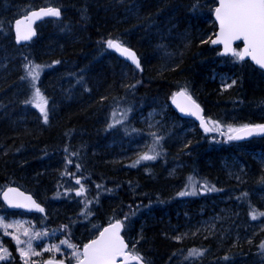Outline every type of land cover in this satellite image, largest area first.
Instances as JSON below:
<instances>
[{
    "label": "trees",
    "instance_id": "1",
    "mask_svg": "<svg viewBox=\"0 0 264 264\" xmlns=\"http://www.w3.org/2000/svg\"><path fill=\"white\" fill-rule=\"evenodd\" d=\"M47 4L60 6L62 18L41 23L31 44L16 45L14 18ZM216 4L217 0H0V210L19 213L8 210L1 200L7 186L18 185L48 209L45 216L25 215L66 229L78 236L81 245L111 221L122 220L127 234V226L136 220L140 232L136 252L150 264H170L169 259L178 255L181 264L185 260L186 264H264L260 247L264 216L259 215L264 203L255 191L264 192V168L255 158V153L264 152V139L241 143L214 131L203 132L169 105L171 95L184 88L221 123L223 106L230 100L242 106L238 112L254 104L260 113L253 112L247 122H264L263 71L249 62L233 61L220 70L234 72L236 84L224 93L212 85L215 57L209 47L216 29ZM114 38L137 52L141 70L107 47ZM30 64L42 66L36 87L48 101L47 123L37 107L25 103L34 92L26 72ZM151 99H161L154 107L168 108L169 120L162 115L163 126L156 134L146 126L147 119L137 121L136 111L151 107ZM113 109L118 119L109 122ZM171 121L183 125L175 127ZM191 126L195 132L188 130ZM145 153L156 159L133 167ZM234 160L244 173L237 182L239 193L231 200L242 212L233 218L249 223L240 227L238 240L197 235L170 240L173 225L193 227L195 219L210 214V200L231 188L226 168ZM176 163L187 167L189 175L183 186L170 192L171 180L162 173ZM81 185L84 193L78 196ZM194 190L196 195H179ZM158 192L161 197L155 198ZM169 194L174 195L172 202ZM45 198L56 199L53 207L59 220L51 217L53 207ZM66 216L95 225L94 231L79 229L65 221ZM3 241L12 260L0 264H23L17 246ZM193 249L202 254L190 256ZM52 256L44 252L28 263L39 264ZM64 258L75 260L71 254Z\"/></svg>",
    "mask_w": 264,
    "mask_h": 264
},
{
    "label": "snow or ice",
    "instance_id": "2",
    "mask_svg": "<svg viewBox=\"0 0 264 264\" xmlns=\"http://www.w3.org/2000/svg\"><path fill=\"white\" fill-rule=\"evenodd\" d=\"M61 11L59 8L46 7L40 8L38 11H32L29 15H26L25 20L16 21V40L27 41L35 35V31L32 29V24L36 20H40L43 17H60ZM215 17L219 22V32L215 39L211 40L213 44H222L224 51L222 55H232L239 61L245 60V58H250L256 65L261 69H264V0H219V6L215 8ZM21 25H24L22 30ZM243 41V49L237 51L233 48V42ZM107 47L115 49L121 55L126 56L130 59L136 67L139 68V61L136 58L134 52H132L127 47H124L118 40L109 39L107 42ZM41 65H27L26 72L27 76L31 77V84L34 89L32 94V99L25 101V103L32 104L37 107L43 116L44 122H48L47 113V99L41 93V90L36 87V81L39 80ZM26 77H22L25 79ZM235 83V81H233ZM231 87V85H229ZM179 97H183L187 104H178L181 112H186L190 115L196 116L200 122L201 127L204 128L206 132L209 131H219L220 126L217 122L208 120L205 121L204 117L200 114L201 109L198 104L192 100L191 96H188L186 92L181 91L176 94ZM175 102V100H174ZM119 122V121H118ZM209 124H213V127H209ZM109 127H112L110 125ZM228 140H242L246 137H251L253 135H264V124H244L240 127L228 126ZM150 152L154 149H149ZM156 155H149L147 153L141 155L137 161L132 165L139 164L140 161L144 160H154ZM79 167V166H77ZM191 179V178H190ZM80 184V181H76ZM99 187V186H98ZM210 191H215L216 189H209ZM84 188L81 185L80 191L76 194L83 195ZM195 191L180 192V196L193 195ZM23 198L24 201L29 203H23L19 198ZM4 200L7 201L9 206L14 208H23L31 206L37 211L43 212L44 209L40 207L30 196L25 197L23 193L17 192L15 189H9L4 193ZM260 216H264V212L259 213ZM257 214H252V219H256ZM16 226H20L19 222H16ZM13 227L12 224L3 223L0 219V228H2L7 234V229ZM123 227V223L117 220L115 223H111L109 227L105 228L99 236L90 241L88 244L83 246V251L81 252L76 248L75 245L68 243V241H61L62 244H67L68 247L73 248L72 253L76 264H118V257H123L124 259L120 264H130L131 261L140 262L141 257L138 254H133L132 251L128 250V245L125 243L123 237L120 235V231ZM24 235H28V231H24ZM36 233V236H39ZM13 239L16 240L17 245L21 244L22 241L19 237L14 236ZM264 249V244L260 246ZM28 251L20 249V254L22 257H26L29 252L32 255H40V253L35 252L32 249L31 238L27 241ZM56 248V246H53ZM59 251L58 248H56ZM5 253L7 250H3ZM46 251H52V248L46 249ZM198 250H191L189 255H200ZM5 255H0V260L5 259ZM25 264H28L27 260ZM46 264H54L53 260H48ZM55 264H63L62 261L55 262Z\"/></svg>",
    "mask_w": 264,
    "mask_h": 264
},
{
    "label": "rangeland",
    "instance_id": "3",
    "mask_svg": "<svg viewBox=\"0 0 264 264\" xmlns=\"http://www.w3.org/2000/svg\"><path fill=\"white\" fill-rule=\"evenodd\" d=\"M31 78V77H30ZM212 80L215 78L217 79V83L221 85V88L223 91L233 87L236 84L237 77H234L233 74L227 73V72H220V73H213L211 76ZM235 81V83H233ZM231 85V87H229ZM234 104V101L230 100L226 102V107ZM242 107V106H241ZM237 107V108H241ZM216 111V110H215ZM47 112H48V103H47ZM165 108L162 109H153L149 111L147 114H145L143 117V120L147 119L146 126L149 128L153 129L152 133L156 134L157 131H159L163 125H161L164 120L161 119L162 115L165 113ZM253 112H256L257 114L260 113L254 106V104L250 103L241 112H235L232 114L225 113L224 116V122L218 121L213 114H209L208 120L218 122L220 126L219 131H214L219 137L224 136L225 139H228V126L232 127H240L244 124H247V119L249 115H251ZM118 118H115L117 120ZM148 128V129H149ZM190 132H195L194 126L189 127ZM227 130V132L225 131ZM203 131V130H202ZM144 144V143H143ZM137 145H135L136 148ZM140 147V146H139ZM137 147L136 149H138ZM256 159L262 164L264 168V152H257L255 153ZM242 169H237V172L241 174ZM242 177L241 175H239ZM195 191V190H194ZM197 190L195 191V194H197ZM258 195L262 198L259 201L264 203V192L259 191ZM222 199V198H220ZM47 200V199H46ZM220 201V200H219ZM223 201H227L223 204L220 203L218 204L219 208L218 210H215L214 208H211L210 214L206 217H203L201 219H195L194 221V226L191 227L189 230L185 231L182 236H187L189 235L190 232H192L193 237L194 236H200L203 239L209 238L211 235H214L216 237H223V235L226 233L231 234V230L235 228L236 230L241 227L243 224L242 220H238L235 223L232 222L233 217H237L240 212H242L241 206H233V202H229L230 199H223ZM55 206V204L53 205ZM6 207V206H5ZM201 215L203 214L200 211ZM187 217H190V214H186ZM0 219H2L3 223L5 224H12L13 227L7 229V234H5L4 230L0 228V255H5L6 258H9V250L7 248L6 242L3 241L4 239L9 240L11 243L15 244L18 248V251L20 252V249H24L25 251H28L27 248V241L31 238V244H32V249L35 252L40 253V255L46 251V249L52 248V251H57L56 248L59 249L62 245L61 241H70L72 239H69V234L72 235L71 232L67 231L66 229L63 230H57L55 226L53 227H48L46 225L42 226L36 222L33 218L22 214L18 213L15 215H11L10 213H7L5 211L0 210ZM16 222H19L20 226H16ZM262 225V224H258ZM136 229V230H135ZM28 231V235H24V231ZM127 231L129 236L127 235L126 238L130 242V248L132 251L136 252V241H138L139 237V230L137 226L133 225H128L127 226ZM137 231L138 233H136ZM36 233H39V236H36ZM240 234V233H239ZM14 236L19 237V239L22 241L21 244L17 245L16 240L13 239ZM61 239V241H60ZM74 245V243H72ZM53 246H56V248H53ZM76 248L81 251V244L76 243ZM65 245L61 248V250L65 249ZM7 250L5 253L3 250ZM49 251V252H52ZM74 249L69 248V253L72 255ZM40 255H32L31 252L26 257L21 258L27 262L32 261V260H37V257ZM73 257V255H72ZM3 259V260H6ZM3 260H0L3 261Z\"/></svg>",
    "mask_w": 264,
    "mask_h": 264
},
{
    "label": "bare ground",
    "instance_id": "4",
    "mask_svg": "<svg viewBox=\"0 0 264 264\" xmlns=\"http://www.w3.org/2000/svg\"><path fill=\"white\" fill-rule=\"evenodd\" d=\"M50 5H54V4H49V5H40V6H36V7H32V8H30V9H28L26 12H23V13H20L18 16H16L15 18H14V21H16V19H18V18H20L21 16H23V15H25L26 13H28L29 11H31V10H33V9H37V8H40V7H42V6H50ZM54 6H57V7H59L60 9H61V17L60 18H47V19H45V20H43V21H41L40 23H38L37 25H40L41 23H43L44 21H46V20H49V19H53V20H59V19H61L62 18V15H63V11H62V8L60 7V6H58V5H54ZM14 21H13V34H14ZM216 31H217V29H215L214 30V35H216ZM15 42V41H14ZM210 46L211 47H209L211 50V54H212V57H215V59L214 60H212V70H211V72H212V74L213 73H220V72H223V71H221L220 70V68H223V67H225L227 64H230L231 62H233L234 60H235V57L234 56H232V55H222L221 53H223V51H224V48H223V45H218V46H215L213 43H211V40H210ZM237 51H240L241 50V48L240 47H234ZM110 50H112L111 48H110ZM113 51V50H112ZM114 52V51H113ZM119 57H120V55L117 53V52H115ZM138 55V54H137ZM110 56H107L105 59H107V58H109ZM138 57H139V59H140V67L139 68H137V67H135V68H137V69H139V70H141L142 69V66H141V62H142V60H141V57L138 55ZM121 58V57H120ZM123 59V58H122ZM124 60V59H123ZM230 73V72H229ZM230 74H233V76L235 77V74H234V72H232V73H230ZM211 80H212V78H211ZM212 81H215L214 83H215V85L214 84H212L213 86H216V88L218 89V91L220 92V93H224L223 92V89L221 88V85H219L218 83H216L217 82V79L215 78L214 80H212ZM231 88H229V89H227V90H225V91H228V90H230ZM161 99H151V100H149V105H151V107H149L148 109H144V108H141V109H138L137 111H136V113H137V115L140 117V118H138L137 119V121H142L143 120V116L145 115V114H147L149 111H151V110H153V109H159V108H157V107H154L155 105V103L156 102H159ZM197 101V100H196ZM198 103H199V101H197ZM169 105H170V107H172L171 106V102L169 103ZM238 107V105H234V104H232V105H230L229 107L227 106H223V109H224V113H223V115L225 116V113H228V114H232V113H235V112H238L239 110H240V108H237ZM163 108H165V116H164V118H166V120L168 121L169 120V116H168V114H166V112H167V106H163ZM173 111H175L173 108H171ZM176 113H177V111H175ZM217 112H220V110H217ZM116 113V110H112L111 112L109 111V113H108V116H107V118H109V122H111V121H113L114 120V118H115V114ZM178 114V116H180L179 115V113H177ZM170 122V121H169ZM172 123H175V127L176 126H181V125H183V123L182 122H176V121H171ZM171 126H174L173 124L171 125ZM253 139H264V136L263 137H253V138H250V139H247V140H244V141H242V143L244 142V143H246V142H250L251 140H253ZM138 147V146H137ZM136 147V148H137ZM256 158V157H255ZM230 161V160H229ZM230 164V163H229ZM163 169L164 168H162V171H163ZM237 161H231V165L228 167V168H226V171H227V177L229 178V180H228V182L232 185L231 186V188H225V190H224V192H226V193H224L223 194V196H219V195H217V196H215V198L214 199H212V200H210V202H209V204H208V207H210L209 208V211H211V208H214L215 210H218V208H219V206H218V204L220 205V202L221 203H225V202H227V201H223V199H227V198H229L230 199V201L229 202H231V200H232V198H234V197H236L237 195H238V191L239 190H237L238 189V183L237 182H240V181H242V177H240L239 175H241L239 172H237ZM240 169V168H239ZM190 170H192V169H190ZM188 171H189V169L187 168V167H183V164H181V163H176L175 165L173 164V165H169V166H167V169H166V171L164 172V173H162L165 177H166V179L168 178V179H170L171 180V185H172V187L171 188H169V190H170V192H173V191H175L176 189H179L181 186H183L184 184H185V182L187 181V179H188ZM241 173H244L243 171H241ZM193 177H194V174H193ZM154 178V177H153ZM156 178V177H155ZM154 178V179H155ZM236 188H235V187ZM256 191V193H259V191H258V189H256L255 190ZM161 197V193H155V198H160ZM174 195H172V194H169L168 195V198H169V200L172 202L173 200H174ZM220 198H222V199H220ZM46 199V198H45ZM220 200V201H219ZM46 202H47V204L50 206L49 208H52L53 207V205L54 204H57V201H56V199L54 200V199H52V198H47V200H46ZM4 204V203H3ZM5 205V204H4ZM6 206V208L8 209V210H10V211H14V212H19V213H22V214H25V211H23V210H15V209H11V208H9L7 205H5ZM47 208V207H46ZM47 210L48 209H46V213H47ZM49 212H50V215H51V217H53V219L54 220H56V219H58L57 217H56V215H57V211H56V208L55 207H53L52 209H49ZM188 213V212H187ZM210 213V212H209ZM37 214H40V213H37ZM189 214H190V212H189ZM188 218H190V217H188ZM60 219V218H59ZM58 219V220H59ZM79 219V217H72V216H66V218H64V220L65 221H68V222H70L71 224H75V226L77 225V226H79V229H81V230H83V231H94V228H95V225H91L90 223H88V222H85L84 220H78ZM232 220V222H236V219L235 218H232L231 219ZM243 221V220H242ZM38 224H40V225H42V226H44V225H46V226H48V227H53V226H55L54 224H52V223H49V222H46L45 221V219H44V221H43V223H40V220H37L36 221ZM46 222V223H45ZM135 222H136V220H132V222L130 223V225H133L134 226V224H135ZM45 223V224H44ZM194 224V223H193ZM247 224H249L246 220H244V222H243V224L241 225V227L243 228V226L244 227H246L247 226ZM104 226H106V225H104ZM104 226H102L100 229H102ZM191 227L190 226H184V225H178V224H176V225H173L172 226V228H171V230H170V233L168 234V238L170 239V240H175V241H178L179 239H184V238H186L187 236H182L181 234H183L185 231H187V230H189ZM239 233H240V228H238L237 230L235 229V228H233L232 230H231V234L230 233H228L227 231H226V233H225V235H223V237L222 238H225V239H230L231 240V238L233 239V241L235 240V241H237L236 240V238H237V235L239 236ZM99 235V231L90 239V240H92V239H94V238H96L97 236ZM122 235L124 236V238H125V240H126V242L128 243V247H130V242L128 241V239L126 238V236H127V234H126V229L125 230H123V232H122ZM188 237H193V234L192 233H189V235H188ZM209 238H216V236H214V235H211ZM69 239H72V240H70L68 243H70V244H72V243H74V245H76V243L78 242H80V240H79V238H78V236H74V235H70L69 234ZM90 240H88L87 242H89ZM86 242V243H87ZM223 242V244H225L226 243V240H224V241H222ZM86 243H84V245L86 244ZM141 244H142V242H141ZM218 244V243H217ZM66 246L65 247V249L64 250H61V248L63 247V246ZM64 245H62L61 247H59L60 248V251L59 252H57V251H52V254H53V256L52 257H49V258H47V259H45V260H43V261H40V263L39 264H44L47 260H49V259H54V260H56V261H62V262H64V263H66V264H76V260H74V261H69L68 259H66V258H64V257H66V255H69L70 253H69V248L70 247H68V245L67 244H64ZM84 245H81V252L83 251V246ZM72 249V248H71ZM216 249H218V248H216ZM9 250V249H8ZM10 250H9V254H10ZM69 253V254H68ZM61 254V256L60 257H57V256H59ZM136 254H138V253H136ZM146 263H148V264H150L142 255H140V254H138ZM150 256H151V258L153 259V260H156V257H154V255H153V253H150ZM171 256V255H170ZM68 257V256H67ZM10 255H9V258H6V260H8V261H10V260H12V259H10ZM151 259V260H152ZM162 260V259H161ZM181 259L179 258V255L176 257V258H174V259H169V261L168 262H170V264H181L182 262L180 261ZM186 261V260H185ZM183 262V264H186V262ZM23 264H25V261H24V263ZM28 264H31V263H28Z\"/></svg>",
    "mask_w": 264,
    "mask_h": 264
},
{
    "label": "water",
    "instance_id": "5",
    "mask_svg": "<svg viewBox=\"0 0 264 264\" xmlns=\"http://www.w3.org/2000/svg\"><path fill=\"white\" fill-rule=\"evenodd\" d=\"M218 6H219V0H218ZM217 6V7H218ZM46 7H54V8H59V7H57V6H54V5H50V6H42V7H40V8H46ZM40 8H37V9H33V10H31V11H29L28 13H26L25 15H23V16H21L20 18H18V19H16V21L17 20H25V17H26V15H29L32 11H38ZM60 9V8H59ZM60 11H61V9H60ZM60 17H61V15H60ZM60 17H58V18H60ZM213 17H214V20H215V22L217 23V31H216V35L218 34V32H219V22L216 20V17H215V11H214V15H213ZM47 18H56V17H43L42 19H40V20H36V21H34L33 22V24H32V29L35 31V35L34 36H32V38L30 39V40H27V41H20V42H17V40H16V21H14V41H15V43L17 44V45H27V44H29V43H31L34 39H36L37 38V36H38V33H37V24L38 23H40L41 21H43V20H45V19H47ZM21 28H22V30H23V28H24V25H21ZM216 35L214 36V38L213 39H215L216 38ZM114 40H117V39H114ZM119 41V40H118ZM120 42V41H119ZM242 43V48H241V50L243 49V41H235V42H233V48L235 47V45L237 44V43ZM121 43V42H120ZM124 47H127L128 49H130L132 52H134L135 53V55H136V58H137V60L139 61V65H140V59H139V57H138V55H137V52L133 49V48H131V47H129L128 45H126V44H124V43H121ZM215 46H218V45H222V44H214ZM114 52H117L115 49H112ZM119 55H120V57L121 58H123L127 63H129L130 65H133V66H135L136 67V64H134L130 59H128L126 56H123V55H121L119 52H117ZM245 60H249L253 65H255L256 67H258V68H260L258 65H256L253 61H251V59L250 58H245ZM261 69V68H260ZM262 70H264V69H262ZM181 91H184V90H179V91H177L174 95H173V97H172V99H171V106H172V108L175 110V111H177V113H179V115L181 116V117H184V118H189V119H193L195 122H197L200 126H201V122H200V120L196 117V116H193V115H190V114H188V113H186V112H181L180 111V108L177 106L178 104H187V101L183 98V97H179V96H177L176 94L177 93H179V92H181ZM184 92H186V91H184ZM186 94L188 95V96H190L187 92H186ZM192 98V100H194L195 101V103L196 104H198L199 106H200V109H201V115L204 117V119H205V121H207L206 120V117H205V114H204V108L202 107V105L200 104V103H198L193 97H191ZM174 100H175V102H174ZM209 127H211L210 126V124L208 125ZM203 130H204V128L203 127H201ZM264 135H253V136H251V137H246V138H244V139H242V140H238V141H244V140H247V139H250V138H253V137H263ZM15 189L17 192H19V193H23V195L25 196V197H27V196H30L31 198H32V200H34L37 204H39L40 205V207L41 208H43L44 209V211L43 212H40V211H37V210H35L34 208H32L31 206H29V207H23V208H14V207H11V206H9V204L7 203V201H5L4 200V193L5 192H7L9 189ZM1 197H2V201H3V203L5 204V205H7L9 208H11V209H15V210H23V211H26V212H31V213H41V214H44L45 213V208H44V206L41 204V203H39L37 200H36V198L30 193V192H27V191H25V190H23L22 188H20L19 186H16V185H13V186H9V187H7L3 192H2V194H1ZM20 199V201L21 202H23V203H29V202H27V201H24L23 200V198L21 197V198H19ZM120 221V220H119ZM116 221H114V222H112V223H115ZM111 223H109L108 225H106V226H104L100 231H99V234L105 229V228H107V227H109V225H110ZM123 230H124V225H123V227H122V229H121V231H120V235L123 237V239H124V241H125V243L128 245V243L126 242V240H125V238H124V236L122 235V232H123ZM99 236V235H98ZM97 236V237H98ZM96 237V238H97ZM96 238H94V239H96ZM94 239H92V240H94ZM92 240H90V241H92ZM89 241V242H90ZM88 242V243H89ZM88 243H86V244H88ZM134 254V253H133ZM124 258L123 257H118L117 258V260H118V264H120V262L123 260ZM49 260H53L54 261V264H55V262H60V261H56V260H54V259H49ZM48 261V260H47ZM46 261V262H47ZM46 262L44 263V264H46ZM63 264H66V263H64L63 262ZM130 264H148V263H146L143 259H141V261L140 262H136V261H131L130 262Z\"/></svg>",
    "mask_w": 264,
    "mask_h": 264
}]
</instances>
